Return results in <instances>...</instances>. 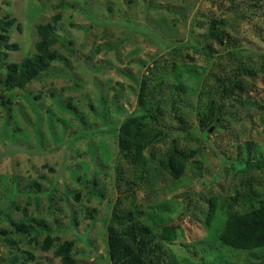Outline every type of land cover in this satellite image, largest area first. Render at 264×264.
I'll return each mask as SVG.
<instances>
[{
	"label": "rangeland",
	"instance_id": "1",
	"mask_svg": "<svg viewBox=\"0 0 264 264\" xmlns=\"http://www.w3.org/2000/svg\"><path fill=\"white\" fill-rule=\"evenodd\" d=\"M7 14L19 49L0 44V264H62L54 251L65 241L76 264H112L108 235L127 226L115 214L133 205L161 243L150 264H264V249L219 241L231 214L264 202V0H0V21ZM46 23L56 61L7 90L6 67L34 51ZM233 76L243 90L221 103L219 82ZM212 99L225 113L202 128ZM155 114L165 141L136 167L118 131ZM172 143L199 151L178 182L158 162ZM20 222L33 225L29 236L16 233ZM166 225L176 241L161 240Z\"/></svg>",
	"mask_w": 264,
	"mask_h": 264
},
{
	"label": "trees",
	"instance_id": "2",
	"mask_svg": "<svg viewBox=\"0 0 264 264\" xmlns=\"http://www.w3.org/2000/svg\"><path fill=\"white\" fill-rule=\"evenodd\" d=\"M250 2L260 3L263 0H249ZM54 22L59 21V16L54 17ZM16 23V19L6 15L5 20L0 21V44H5L9 50H18L17 44H11L10 29ZM20 27V24L18 25ZM213 31L215 27L212 28ZM56 26L51 23L39 24L37 33L40 40L36 41L34 51L19 63H11L6 67L7 74L4 80V86L7 90L15 88H23L45 72L50 64L56 61L58 51L53 49L54 31ZM213 37L220 42L223 38L220 34L212 33ZM242 71L243 68H238ZM233 76L229 83L225 79L219 82L221 91V103L227 97L233 95L234 90L242 91L240 82L234 83ZM146 92V83L142 85L140 102L142 103ZM212 98V97H211ZM207 112L202 114L200 118V127L205 128L212 126L221 119L225 112L221 105L216 104V100H210L207 106ZM155 124H153V121ZM158 116L149 115H132L126 118L118 131V146L122 158L130 161L136 167H145L148 164L147 154L150 152L155 155L156 145L165 141L167 133L158 127ZM179 130H185L180 126ZM199 154L198 150L187 153L180 150L172 143L167 154L159 158L160 167L170 174L175 181H180L187 169L189 161L196 158ZM258 169L264 170V165H255ZM259 207H251L244 213L231 214L225 224L224 231L219 236V241L226 247L241 251H258L264 249V202ZM214 213V203H212L211 218ZM115 217L125 220L127 226L120 232H112L108 235L107 246L108 255L112 264H150L148 261L158 252H161V243L156 242L154 230L147 225L145 214L137 205H133L132 209L123 216ZM210 218V219H211ZM41 222L33 219L32 223ZM16 233L29 236L32 232L33 225L29 223L14 224ZM161 240L166 242H174L177 240V229L172 226H164L161 230ZM56 239L48 235L41 245L44 252H49ZM75 243L65 241L58 246L54 255L60 258L62 264H76L72 253Z\"/></svg>",
	"mask_w": 264,
	"mask_h": 264
}]
</instances>
